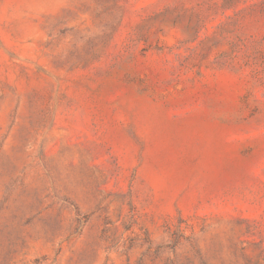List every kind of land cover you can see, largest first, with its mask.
Listing matches in <instances>:
<instances>
[{
  "label": "rangeland",
  "instance_id": "374dc122",
  "mask_svg": "<svg viewBox=\"0 0 264 264\" xmlns=\"http://www.w3.org/2000/svg\"><path fill=\"white\" fill-rule=\"evenodd\" d=\"M0 264H264V0H0Z\"/></svg>",
  "mask_w": 264,
  "mask_h": 264
}]
</instances>
